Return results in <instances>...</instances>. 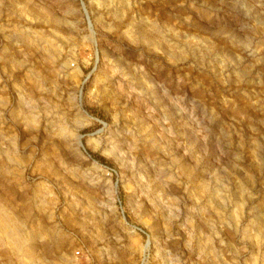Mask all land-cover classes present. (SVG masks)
<instances>
[{
  "label": "rangeland",
  "instance_id": "1",
  "mask_svg": "<svg viewBox=\"0 0 264 264\" xmlns=\"http://www.w3.org/2000/svg\"><path fill=\"white\" fill-rule=\"evenodd\" d=\"M0 264H264V0H0Z\"/></svg>",
  "mask_w": 264,
  "mask_h": 264
}]
</instances>
